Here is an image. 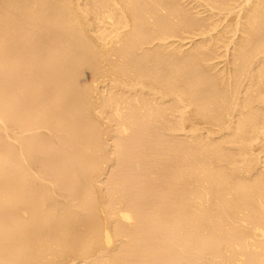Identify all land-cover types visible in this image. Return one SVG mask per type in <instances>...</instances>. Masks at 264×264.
I'll return each instance as SVG.
<instances>
[{
    "label": "bare ground",
    "instance_id": "1",
    "mask_svg": "<svg viewBox=\"0 0 264 264\" xmlns=\"http://www.w3.org/2000/svg\"><path fill=\"white\" fill-rule=\"evenodd\" d=\"M0 264H264V0H0Z\"/></svg>",
    "mask_w": 264,
    "mask_h": 264
}]
</instances>
